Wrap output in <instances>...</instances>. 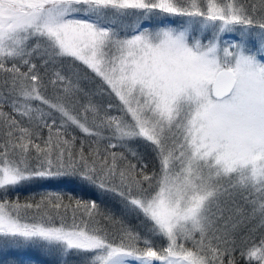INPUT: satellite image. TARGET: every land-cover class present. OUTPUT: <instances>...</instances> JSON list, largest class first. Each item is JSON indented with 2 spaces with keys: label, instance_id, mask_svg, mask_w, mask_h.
Masks as SVG:
<instances>
[{
  "label": "snow or ice",
  "instance_id": "snow-or-ice-1",
  "mask_svg": "<svg viewBox=\"0 0 264 264\" xmlns=\"http://www.w3.org/2000/svg\"><path fill=\"white\" fill-rule=\"evenodd\" d=\"M135 139L151 172L114 150ZM59 176L116 193L148 234L101 226L94 201L8 198ZM0 240L82 264H264V0H0Z\"/></svg>",
  "mask_w": 264,
  "mask_h": 264
},
{
  "label": "rangeland",
  "instance_id": "rangeland-1",
  "mask_svg": "<svg viewBox=\"0 0 264 264\" xmlns=\"http://www.w3.org/2000/svg\"><path fill=\"white\" fill-rule=\"evenodd\" d=\"M163 19L168 20L172 18H163ZM137 22H138L137 17L134 16L127 17L124 18L123 24H117L116 27L120 31V34L123 36L126 33L131 34L132 28L136 26ZM139 22L145 23V21L143 20H140ZM148 23L153 27H155V22H148ZM179 23L180 21L177 18L174 21V26H179ZM194 35L196 34L194 33ZM233 38L234 37L231 34L225 36V39H233ZM117 102H118L117 105H119L118 100ZM115 111H117V115L121 114L120 112H118L117 106L115 107ZM128 119H130V117H128ZM131 141L134 143H138L139 139H135ZM129 144L130 142L124 148H117V151L124 152V154L127 155L126 153L127 151L125 149L129 147ZM143 144L145 143L142 142L140 145ZM145 145L147 149L151 150L150 145L148 143ZM129 148H132L133 151L135 150L133 146H130ZM151 171L152 168H150L149 172ZM74 180H78L86 183V185L83 183L85 185L83 188L88 189L90 193L89 195H87L88 197L92 198V200H90L89 203L94 201L98 205L99 215H97L96 219L100 221L101 226L108 225L109 227H111V225H109V222L105 219V217L107 215H112L116 219L122 220L124 226H126L127 228H130L134 231H138L145 235L148 234V228L146 227L143 216L137 213L127 211L125 207V203L119 195L111 191L99 189L95 185L83 181L78 176H74ZM82 182L73 181V185H75L76 188H81L80 185ZM77 215H79V213ZM71 219H72V213H68L69 222H71ZM127 222H129L130 224H128ZM117 227H119V225H117ZM156 243L158 246L161 244L159 240H157ZM23 254L27 255L28 257L33 256L42 259L48 264H82L81 256L77 255L75 252L67 255H61L55 250H49L48 248H46L43 242L38 241L36 243H27V244L22 243L21 246H16L0 240V264H5L7 260H9L10 255H13L15 259L19 260L23 258ZM27 256L25 257L27 258ZM30 262L34 263L32 259H30Z\"/></svg>",
  "mask_w": 264,
  "mask_h": 264
},
{
  "label": "trees",
  "instance_id": "trees-1",
  "mask_svg": "<svg viewBox=\"0 0 264 264\" xmlns=\"http://www.w3.org/2000/svg\"><path fill=\"white\" fill-rule=\"evenodd\" d=\"M37 63H40L39 59H37ZM82 67L83 66H81V68ZM63 70L65 72L68 71L66 66ZM82 83L85 88L93 92L96 91L97 85L95 81L84 80ZM95 99L103 103H107L108 100L111 99V102L114 105V107L111 110V114L117 115V111H115V107L118 106L117 105L118 102L114 96L110 98L107 94H105L103 97H101L100 95H96ZM118 112H119V109H118ZM42 131H43L44 137L47 138L48 129L43 128ZM71 131H72V134H74L77 137V148L79 147V141L81 139L91 142L92 138L86 137L85 134L82 133L79 129L73 128ZM70 138L71 137H69V139ZM129 142H130L129 147L133 146V148H135L134 152H136L138 156L143 160V162L147 165V168L145 170L148 172L150 171V168H152L153 170L154 166H156L155 160H154V153L152 152V150H149L146 148L145 144H147V142H145L143 139H139L138 143H134L130 140L126 142V145L124 147H126ZM142 142H144L145 144L140 145ZM85 146L87 147V144ZM124 147H121V148H124ZM128 148L125 149L127 151L126 153H127L128 158L132 160L133 163H136V160L133 159V157L131 156V152L133 151L132 148H129V149ZM114 150L117 151V149H114ZM73 181L82 182V181L74 180V176H59V177H53V178H48V179H35L32 181L25 182L24 184L20 185L15 190H10L8 193V198L11 200H16L18 198L21 203H24L26 201H29L33 197L36 200H38L41 195L46 194L48 192H54V193L61 194L64 197V202L66 204L69 203L70 196L75 199H80L81 201L90 202L92 198L87 196L90 193L88 189L83 188L86 185V183L82 182L80 185L81 188H76L75 185H73ZM99 194H102V193H99ZM75 207L76 206L73 201L71 203V208L68 210V213H72V210L75 209ZM127 223L130 224L129 222ZM25 256L27 255L23 254V258L17 260L14 258L13 255H10L9 260H7L5 264H48L44 260L39 259L37 257L27 256L26 258ZM30 259H32L34 263H31Z\"/></svg>",
  "mask_w": 264,
  "mask_h": 264
}]
</instances>
